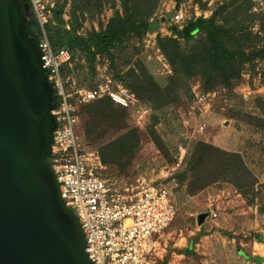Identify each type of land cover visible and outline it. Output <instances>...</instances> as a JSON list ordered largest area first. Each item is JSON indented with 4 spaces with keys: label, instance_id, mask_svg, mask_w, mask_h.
<instances>
[{
    "label": "rangeland",
    "instance_id": "1",
    "mask_svg": "<svg viewBox=\"0 0 264 264\" xmlns=\"http://www.w3.org/2000/svg\"><path fill=\"white\" fill-rule=\"evenodd\" d=\"M53 1L54 5L61 2ZM229 1L162 0L156 16L151 20L152 30L142 41L132 40L125 45L126 49L113 51L114 55H98L94 68L85 53L76 51L75 60L69 64V71L65 74L70 85L68 89H94L106 83L114 87L123 86L116 76L138 62H142L164 88L172 72L157 48V34H171L173 17L178 10H182L188 19L198 18L199 14L210 18L219 6ZM253 2L251 13L258 16L248 26L253 34L264 36V20L260 19V16L264 17V0ZM23 3L29 10L28 0H23ZM116 3L115 8L107 4L102 13L93 19L86 15L79 34L86 36L92 29L100 31L105 27L117 9L122 11L120 2L117 0ZM201 4H206V8L203 9ZM69 11L68 5L64 15L67 22H70ZM263 96L264 60L258 62L255 69L246 66L231 90L224 88L219 75H216L211 91H207L199 79L193 80L192 96L179 92L180 100L173 106L160 111L148 107L150 113L143 117L141 124L137 122L135 110L127 111L128 128L137 129L141 138L135 159L126 172L114 165H103V168H98V173L105 178H121L128 182L139 177L158 180L171 192L177 215L164 232L160 248L150 264H263L264 259L256 255L262 252L258 243L264 244L256 239L257 236L264 238L263 200L257 198L249 205L234 184L222 180L192 194L190 182L180 179L194 145L203 141L227 152L239 153L257 179L256 188L260 189L264 183V131L251 124L248 116L260 114L256 101ZM86 106L82 107L85 121ZM153 125L167 146L168 156L152 142L150 128ZM201 126H204L202 131ZM123 132L112 130L102 141L94 143L85 139L81 145L99 155L101 144ZM181 154H185L184 160L180 167H176ZM210 210H214L217 217L209 216ZM202 214H207L204 222L199 221ZM249 258L259 260L250 261Z\"/></svg>",
    "mask_w": 264,
    "mask_h": 264
},
{
    "label": "trees",
    "instance_id": "2",
    "mask_svg": "<svg viewBox=\"0 0 264 264\" xmlns=\"http://www.w3.org/2000/svg\"><path fill=\"white\" fill-rule=\"evenodd\" d=\"M24 6L23 0H20ZM162 0H118V9L105 27L100 31L92 29L86 36L79 34L86 15L93 19L100 15L107 4L113 8L117 0H61L52 9V20L45 26L51 46L55 51L66 49L71 54L70 63L75 60L76 51L86 54L94 68L98 55H114L113 51L126 49L132 40L142 41L152 30V21ZM27 16V31L39 45L42 32L34 14L30 0ZM69 5L70 22L64 18ZM206 8V4H201ZM253 0H230L219 6L210 18L202 16L174 24L171 34H157L156 45L167 61L171 76L168 84L161 87L148 68L138 62L131 65L122 75L116 77L130 90L141 105L160 111L179 102V92L192 96V81L199 79L207 91L213 90L216 75H219L225 89L239 79L246 66L255 69L264 60V36L253 34L248 26L254 23L257 14L251 13ZM264 20V17L260 16ZM152 20V21H151ZM69 23V24H68ZM69 25V28H67ZM114 59V56L112 57ZM69 64L62 68L66 77ZM56 104L59 97L54 92ZM260 114L248 116L251 124L264 131V96L256 101ZM128 110L117 106L110 98H101L85 108L87 119L83 125L82 140L99 142L112 131L123 132L117 138L101 144L99 157L102 165H114L122 172L131 166L140 148L141 138L137 129L128 128ZM153 114V113H152ZM152 142L157 149L169 155L167 146L155 130L150 128ZM189 174V177H188ZM121 179V178H118ZM181 181H189L192 194L222 180L232 184L251 205L257 198L264 202V183L256 188L257 179L239 153H231L207 142H197L187 161ZM264 213V206L262 207ZM264 243L262 236H257ZM259 258H249L258 261Z\"/></svg>",
    "mask_w": 264,
    "mask_h": 264
},
{
    "label": "water",
    "instance_id": "3",
    "mask_svg": "<svg viewBox=\"0 0 264 264\" xmlns=\"http://www.w3.org/2000/svg\"><path fill=\"white\" fill-rule=\"evenodd\" d=\"M23 7L0 0V264H95L49 161L57 104Z\"/></svg>",
    "mask_w": 264,
    "mask_h": 264
},
{
    "label": "built area",
    "instance_id": "4",
    "mask_svg": "<svg viewBox=\"0 0 264 264\" xmlns=\"http://www.w3.org/2000/svg\"><path fill=\"white\" fill-rule=\"evenodd\" d=\"M30 2L42 32L39 47L48 81L59 97V104L53 111L58 126L49 161L63 200L80 221L89 258L95 264H150L160 248L164 232L177 215L171 192L158 180L139 177L128 182L103 177L98 173V168L104 167L99 155L81 145L84 105L110 98L121 108L135 110L138 124L149 115L150 109L121 85L114 87L106 83L94 89L70 91L62 68L70 64L71 54L64 48L55 51L45 31L52 20L54 1ZM187 19L184 12L178 10L173 23L182 24ZM200 130H204V126ZM184 155L179 156L176 167L181 166ZM209 216L215 218L217 213L210 210Z\"/></svg>",
    "mask_w": 264,
    "mask_h": 264
},
{
    "label": "crops",
    "instance_id": "5",
    "mask_svg": "<svg viewBox=\"0 0 264 264\" xmlns=\"http://www.w3.org/2000/svg\"><path fill=\"white\" fill-rule=\"evenodd\" d=\"M258 245H260L261 247H262V252L260 253V254H256L257 255V257H260L261 259L263 258L264 259V244H260V243H258ZM254 246H255V244H254ZM254 249H255V247H254ZM254 254H255V252H253ZM255 257V256H254ZM256 264V263H255ZM263 264H264V262H263Z\"/></svg>",
    "mask_w": 264,
    "mask_h": 264
}]
</instances>
